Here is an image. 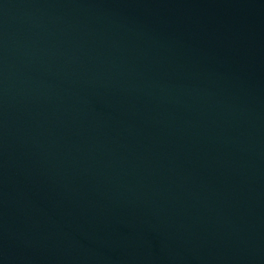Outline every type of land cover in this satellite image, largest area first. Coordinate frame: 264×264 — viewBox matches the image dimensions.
<instances>
[{
	"label": "water",
	"instance_id": "obj_1",
	"mask_svg": "<svg viewBox=\"0 0 264 264\" xmlns=\"http://www.w3.org/2000/svg\"><path fill=\"white\" fill-rule=\"evenodd\" d=\"M0 264H264V0H0Z\"/></svg>",
	"mask_w": 264,
	"mask_h": 264
}]
</instances>
